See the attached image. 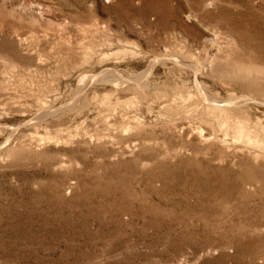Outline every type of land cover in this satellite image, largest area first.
<instances>
[{"label": "rangeland", "instance_id": "rangeland-1", "mask_svg": "<svg viewBox=\"0 0 264 264\" xmlns=\"http://www.w3.org/2000/svg\"><path fill=\"white\" fill-rule=\"evenodd\" d=\"M0 264H264V0H0Z\"/></svg>", "mask_w": 264, "mask_h": 264}, {"label": "bare ground", "instance_id": "bare-ground-1", "mask_svg": "<svg viewBox=\"0 0 264 264\" xmlns=\"http://www.w3.org/2000/svg\"><path fill=\"white\" fill-rule=\"evenodd\" d=\"M100 77V76H99Z\"/></svg>", "mask_w": 264, "mask_h": 264}]
</instances>
